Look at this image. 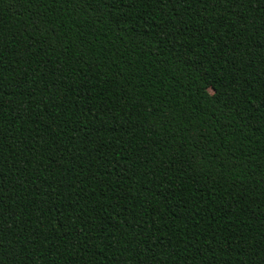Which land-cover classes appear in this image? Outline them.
<instances>
[{
  "label": "trees",
  "instance_id": "1",
  "mask_svg": "<svg viewBox=\"0 0 264 264\" xmlns=\"http://www.w3.org/2000/svg\"><path fill=\"white\" fill-rule=\"evenodd\" d=\"M0 264H264V0H0Z\"/></svg>",
  "mask_w": 264,
  "mask_h": 264
},
{
  "label": "rangeland",
  "instance_id": "2",
  "mask_svg": "<svg viewBox=\"0 0 264 264\" xmlns=\"http://www.w3.org/2000/svg\"><path fill=\"white\" fill-rule=\"evenodd\" d=\"M216 89V86L214 85V86H212L211 88H210V91H214Z\"/></svg>",
  "mask_w": 264,
  "mask_h": 264
}]
</instances>
